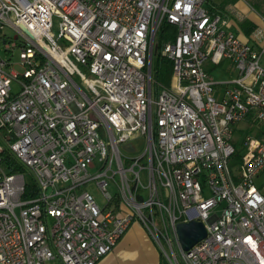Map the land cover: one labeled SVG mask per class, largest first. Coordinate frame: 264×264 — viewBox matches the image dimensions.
<instances>
[{"label": "built area", "instance_id": "obj_1", "mask_svg": "<svg viewBox=\"0 0 264 264\" xmlns=\"http://www.w3.org/2000/svg\"><path fill=\"white\" fill-rule=\"evenodd\" d=\"M207 2L0 0V131L26 170L0 145V264H98L134 224L168 264H264V33L239 40ZM191 222L206 234L185 251Z\"/></svg>", "mask_w": 264, "mask_h": 264}, {"label": "crops", "instance_id": "obj_2", "mask_svg": "<svg viewBox=\"0 0 264 264\" xmlns=\"http://www.w3.org/2000/svg\"><path fill=\"white\" fill-rule=\"evenodd\" d=\"M206 4L205 9L221 15L226 22V29L233 33L239 40L249 42L255 47L260 45V42L253 41L252 33L256 30H261L262 33H264V0H208ZM251 28L253 29L251 30ZM262 42H264V38H262ZM225 64L226 63H223L222 67H224ZM224 73L227 76L226 79L234 75V72L230 70V65ZM133 226L136 231H138L137 236L142 240L144 235L143 230L138 224H134ZM124 240L125 236L116 245L113 252L123 244ZM142 242L144 243V241L140 242L141 251ZM146 248L148 247L146 246ZM112 258L111 253H109L98 264H113L115 262ZM148 262L149 260L147 257L144 264H149ZM155 263L158 264L159 262L156 261Z\"/></svg>", "mask_w": 264, "mask_h": 264}, {"label": "rangeland", "instance_id": "obj_3", "mask_svg": "<svg viewBox=\"0 0 264 264\" xmlns=\"http://www.w3.org/2000/svg\"><path fill=\"white\" fill-rule=\"evenodd\" d=\"M206 5L207 4L205 3L204 8H206ZM3 33L6 34V36L10 38H13V36L15 35L14 31L10 27H6ZM52 33L55 36L58 33V19L57 18H54L53 20ZM0 49H1V57L7 60L9 58V55L5 54V52L3 51L4 49L3 45H0ZM18 55H19L18 50H15L13 54V59H12L13 62L19 61ZM224 63H226L224 67L222 68L216 67L213 69H209L211 68V65L209 63L206 64V70L210 72V75L212 76L215 82H222L226 80L227 76L225 75L224 72L228 68L229 64L228 62H224ZM16 70L18 72L21 71L20 68L18 67L16 68ZM12 89H13V92L16 93L19 90V86L15 82H13ZM135 144L138 147L144 146V138L139 137L137 141L135 142ZM26 180L27 182L32 183V178L28 174H26ZM262 180H264V178L262 177L257 179V183L261 184ZM95 197L97 199V202L100 204V200H101L100 197L96 194H95ZM137 233L138 231H136L133 225L127 230L123 244L119 248H117L115 252L113 251L111 252V255L113 257L112 259L115 262L113 264H135V263L144 264V262L147 260V257L149 260L148 262L149 264H156L155 263L156 261L159 262L160 260L159 257L161 254L160 250L156 247V245L153 243V241L150 239L148 235L144 233L142 240H140L141 238L137 236ZM141 241H144V243L142 242L143 244H141L142 251L140 250ZM146 246L148 248H146Z\"/></svg>", "mask_w": 264, "mask_h": 264}, {"label": "trees", "instance_id": "obj_4", "mask_svg": "<svg viewBox=\"0 0 264 264\" xmlns=\"http://www.w3.org/2000/svg\"><path fill=\"white\" fill-rule=\"evenodd\" d=\"M252 29L253 28H251V30ZM173 38L174 29L170 25L163 23V25L159 28L156 33L157 52L153 55L152 68L154 80L165 86L170 85L172 63L166 58H161L159 55V50L164 42L172 40ZM4 132L5 131H0V145L4 146V151L2 154L4 165H6L8 170H10L11 172H25L26 170L24 169V166L21 163L17 162L15 156L12 154L7 144L2 141V136ZM234 145L235 152L230 163L231 168L239 164L241 155L243 154V149L240 140L235 141ZM159 259V264H168L162 254H160Z\"/></svg>", "mask_w": 264, "mask_h": 264}, {"label": "water", "instance_id": "obj_5", "mask_svg": "<svg viewBox=\"0 0 264 264\" xmlns=\"http://www.w3.org/2000/svg\"><path fill=\"white\" fill-rule=\"evenodd\" d=\"M177 233L180 243L185 251L205 237L204 226L199 222L178 225Z\"/></svg>", "mask_w": 264, "mask_h": 264}]
</instances>
